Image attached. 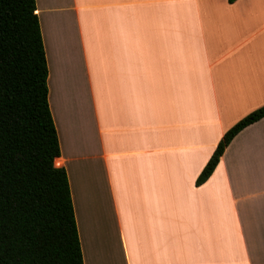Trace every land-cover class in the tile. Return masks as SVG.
<instances>
[{
	"label": "crops",
	"instance_id": "0c3cea01",
	"mask_svg": "<svg viewBox=\"0 0 264 264\" xmlns=\"http://www.w3.org/2000/svg\"><path fill=\"white\" fill-rule=\"evenodd\" d=\"M84 264H264V0H36Z\"/></svg>",
	"mask_w": 264,
	"mask_h": 264
},
{
	"label": "trees",
	"instance_id": "16d2710c",
	"mask_svg": "<svg viewBox=\"0 0 264 264\" xmlns=\"http://www.w3.org/2000/svg\"><path fill=\"white\" fill-rule=\"evenodd\" d=\"M47 81L36 0H0V264H84L68 176L55 165L60 144ZM263 118L264 106L225 133L197 185Z\"/></svg>",
	"mask_w": 264,
	"mask_h": 264
}]
</instances>
